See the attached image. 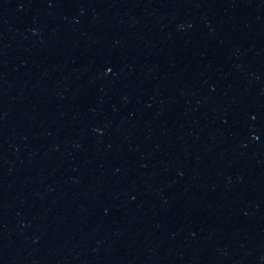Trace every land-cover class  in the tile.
Here are the masks:
<instances>
[{
	"label": "water",
	"instance_id": "water-1",
	"mask_svg": "<svg viewBox=\"0 0 264 264\" xmlns=\"http://www.w3.org/2000/svg\"><path fill=\"white\" fill-rule=\"evenodd\" d=\"M0 264H264V0H0Z\"/></svg>",
	"mask_w": 264,
	"mask_h": 264
}]
</instances>
